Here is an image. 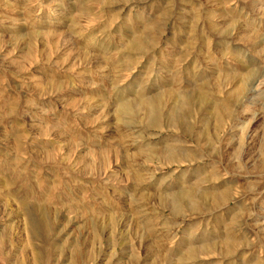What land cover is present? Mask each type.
Returning a JSON list of instances; mask_svg holds the SVG:
<instances>
[{
	"label": "rangeland",
	"instance_id": "374dc122",
	"mask_svg": "<svg viewBox=\"0 0 264 264\" xmlns=\"http://www.w3.org/2000/svg\"><path fill=\"white\" fill-rule=\"evenodd\" d=\"M0 264H264V0H0Z\"/></svg>",
	"mask_w": 264,
	"mask_h": 264
}]
</instances>
